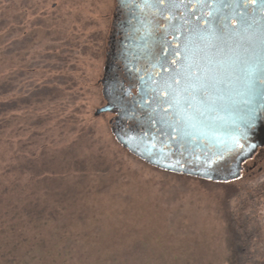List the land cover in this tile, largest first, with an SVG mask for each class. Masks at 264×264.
Here are the masks:
<instances>
[{"label": "rangeland", "instance_id": "1", "mask_svg": "<svg viewBox=\"0 0 264 264\" xmlns=\"http://www.w3.org/2000/svg\"><path fill=\"white\" fill-rule=\"evenodd\" d=\"M113 8L112 0H0V83L12 87L0 99L38 92L0 115V239L55 231L51 219L26 214L44 205L56 207L55 234L91 239L89 250L105 259L110 251L127 255L124 264H227L241 215L253 237L248 264H264L259 183L243 169L222 182L150 164L115 139L112 113L94 114L105 103L99 79ZM17 241L8 252L25 254Z\"/></svg>", "mask_w": 264, "mask_h": 264}, {"label": "flooded vegetation", "instance_id": "2", "mask_svg": "<svg viewBox=\"0 0 264 264\" xmlns=\"http://www.w3.org/2000/svg\"><path fill=\"white\" fill-rule=\"evenodd\" d=\"M112 3L113 15L99 79L105 103L99 107L111 105V110L103 112L113 114L114 126L121 133L133 131L156 137L153 110L163 102L165 92L155 90L161 85L166 87L172 80L170 69L177 70L179 55L182 75L180 79L173 78V82H181L184 92L189 90L187 96H196L188 101L200 100L201 91L208 94L249 90L252 55H264L262 0L255 4L249 0H112ZM222 25L228 28L223 29ZM257 71L264 75V68ZM259 127L255 133L239 139L232 150L211 161L201 158V150L212 148L203 138L191 158L186 157L191 147L184 143L179 155L171 157H178L180 165L190 171L207 167L223 172L247 148L262 140L241 168L245 171L243 176L248 181L255 180L264 191V122ZM163 147L169 149L167 144Z\"/></svg>", "mask_w": 264, "mask_h": 264}, {"label": "water", "instance_id": "3", "mask_svg": "<svg viewBox=\"0 0 264 264\" xmlns=\"http://www.w3.org/2000/svg\"><path fill=\"white\" fill-rule=\"evenodd\" d=\"M181 59L182 56L179 55L177 70L170 69L172 80L169 84L166 87L161 85L155 90L156 93L165 92L163 102L155 105L153 110L152 121L156 128V137L150 134L148 136L135 134L133 131L123 134L115 128V119L111 126L113 135L123 147L160 168L180 173L189 172L211 180H232L241 174V164L252 155L256 145L261 144L262 140L247 148L237 157L232 167L223 172L207 167L195 171L187 170L180 165L178 157L173 159L171 154L179 155L180 147L184 143L185 146L191 147L186 155L191 158L192 152L199 148L201 138L212 147L201 150L203 153L201 158L205 161H211L232 150L239 139L252 133L247 130L246 122L254 110L261 114L264 86L257 84L247 91L219 90L208 94L201 91L200 100L190 102L188 100L196 96L192 94L187 96L189 90L184 92L181 82H173V78L180 79L182 75ZM262 68H264V55H252V71L257 77L263 75L257 71ZM150 108H152L151 104ZM109 109H112L111 105H104L95 109L94 114ZM163 144H167L169 149L164 148Z\"/></svg>", "mask_w": 264, "mask_h": 264}, {"label": "trees", "instance_id": "4", "mask_svg": "<svg viewBox=\"0 0 264 264\" xmlns=\"http://www.w3.org/2000/svg\"><path fill=\"white\" fill-rule=\"evenodd\" d=\"M9 81L10 80L0 83V96L7 95L10 92L12 87ZM27 92V95L23 97L19 96L16 99L11 100L8 97L0 99V115L11 110V108H20V104L24 100L32 97L37 98L38 92L35 88ZM1 121L2 120H0V122ZM0 126H2L1 123ZM6 169L7 167L4 168V171ZM55 208L56 207L49 209L43 205L36 210H28L26 214L27 216L35 217V220L38 216H41L44 219V223L42 224L45 225L46 222L51 219V221L54 222V229L57 232L59 223L54 217ZM241 217V215H238L237 219L231 222L237 230L231 235L232 237H230V235L228 236V242L231 245H235L236 248L230 250L227 264H248L249 262V246L251 245L250 242L253 237L248 232L249 228L247 221L245 219L243 220ZM2 231H4L3 227ZM55 231L52 230L48 235L37 236L33 232L28 233V231L23 228V231H20L18 241L15 240L18 244V252L25 253L22 255H13L11 252H8L7 248L10 244L15 242L13 241L15 238L11 234H6L4 240L0 239V264H105V261L108 260V264H124L121 262L122 258L118 259V255H112L113 252H106V259L102 256L100 249H98L100 252H91L89 250L91 239L79 240L80 243L78 240L71 241L68 235H57ZM9 241L13 242L9 243ZM70 242L79 244V247L73 249L72 246L74 245H70ZM4 253L6 255L8 253V258L2 256ZM126 256L124 258L128 259L129 257Z\"/></svg>", "mask_w": 264, "mask_h": 264}, {"label": "snow or ice", "instance_id": "5", "mask_svg": "<svg viewBox=\"0 0 264 264\" xmlns=\"http://www.w3.org/2000/svg\"><path fill=\"white\" fill-rule=\"evenodd\" d=\"M238 2H239V0H238ZM249 2L252 4H255V3H257V0H249ZM262 2H264V0H262ZM262 10H264V9H262ZM222 28L227 29L228 25H222ZM248 76H249V81H248L249 89L254 88L257 84L264 86V75L257 77L255 75L254 71L250 70L248 73ZM260 111L264 112V109H262ZM261 122H264V115H260V114H258L257 110H254L251 113L248 121L246 122L247 123V130L249 132L255 133V131L258 130Z\"/></svg>", "mask_w": 264, "mask_h": 264}]
</instances>
